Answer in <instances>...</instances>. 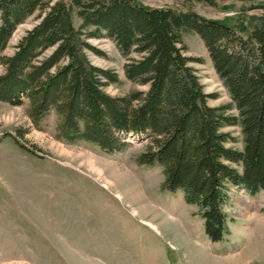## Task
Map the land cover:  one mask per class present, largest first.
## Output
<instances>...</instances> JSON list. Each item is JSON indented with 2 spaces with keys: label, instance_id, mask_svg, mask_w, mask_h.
Masks as SVG:
<instances>
[{
  "label": "trees",
  "instance_id": "obj_1",
  "mask_svg": "<svg viewBox=\"0 0 264 264\" xmlns=\"http://www.w3.org/2000/svg\"><path fill=\"white\" fill-rule=\"evenodd\" d=\"M39 22L6 51L19 26ZM200 36L232 102L213 107L185 54L184 36ZM112 39L127 59L126 77L148 86L123 96L119 81L95 66L92 38ZM0 101L27 103L34 125L57 116L59 137L105 152L145 141L138 162L164 168L163 187L199 208L212 242L229 233L224 206L232 186L264 191V17L240 35L194 11L148 7L138 0H0ZM235 107L237 115L228 111ZM240 126L244 147L224 129Z\"/></svg>",
  "mask_w": 264,
  "mask_h": 264
},
{
  "label": "rangeland",
  "instance_id": "obj_2",
  "mask_svg": "<svg viewBox=\"0 0 264 264\" xmlns=\"http://www.w3.org/2000/svg\"><path fill=\"white\" fill-rule=\"evenodd\" d=\"M145 6L194 11L227 23L240 35L264 17V0H138ZM39 21L18 27L8 54ZM213 107L231 96L199 35L184 36ZM95 66L112 69L119 81L106 87L114 96L135 89L127 59L110 38H92ZM4 68L0 66V74ZM229 114L237 115L232 107ZM57 116L39 126L21 106L0 101V264H264V191L252 195L232 186L224 206L229 233L212 242L199 208L181 190L165 189L164 168L138 162L146 142L131 137L121 152L108 153L86 141L59 137ZM243 149L240 126L224 129ZM97 159L99 162H95ZM95 164V165H94Z\"/></svg>",
  "mask_w": 264,
  "mask_h": 264
},
{
  "label": "bare ground",
  "instance_id": "obj_3",
  "mask_svg": "<svg viewBox=\"0 0 264 264\" xmlns=\"http://www.w3.org/2000/svg\"><path fill=\"white\" fill-rule=\"evenodd\" d=\"M95 162H99L97 159H94ZM95 165V164H94Z\"/></svg>",
  "mask_w": 264,
  "mask_h": 264
}]
</instances>
